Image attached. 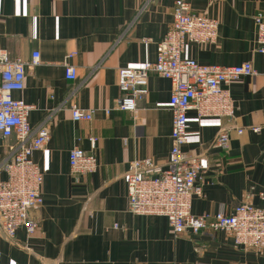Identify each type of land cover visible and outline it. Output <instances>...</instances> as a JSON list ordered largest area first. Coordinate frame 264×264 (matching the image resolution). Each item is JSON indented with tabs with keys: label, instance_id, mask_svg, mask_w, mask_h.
<instances>
[{
	"label": "crops",
	"instance_id": "crops-1",
	"mask_svg": "<svg viewBox=\"0 0 264 264\" xmlns=\"http://www.w3.org/2000/svg\"><path fill=\"white\" fill-rule=\"evenodd\" d=\"M191 11L216 19L213 45L188 44L184 56L223 66L250 61L257 73L230 85L232 121L197 118L187 112L186 156L204 166L202 195L194 215L231 212L238 203L264 206V55L256 51L254 17L264 0H188ZM174 0H0V49L28 62L24 89L16 99L33 104L29 123L46 120L50 141L32 153L44 175L43 203L30 212L38 229L7 239L0 230V264H264V248L236 246L225 231L176 235L166 218L126 209L125 175L133 160L151 158L165 167L171 147V81L150 73L136 111L115 108L117 72L156 59V43L172 21ZM69 53H74L68 58ZM65 63L76 68L65 79ZM93 111L90 121H73L70 106ZM259 127V131H252ZM222 128L230 147L215 138ZM237 129H242L241 134ZM95 139L98 170L73 176L69 151H90ZM12 140L0 143V161ZM0 173V179H4Z\"/></svg>",
	"mask_w": 264,
	"mask_h": 264
},
{
	"label": "built area",
	"instance_id": "built-area-1",
	"mask_svg": "<svg viewBox=\"0 0 264 264\" xmlns=\"http://www.w3.org/2000/svg\"><path fill=\"white\" fill-rule=\"evenodd\" d=\"M172 21L163 38L156 43V59L137 68H122L117 72V86L123 96L115 100V108L136 111V101L147 92L150 73L171 81L169 110L171 112V147L165 167L151 158L130 162L125 175L126 209L133 215L166 218L174 234L225 231L231 234L236 246L264 248V206L249 202L236 204L231 212L194 215L192 199L202 195L204 166L199 155L186 156L182 150L187 142V112L194 110L197 118L217 117L232 121L234 101L230 93L232 82L241 77L254 76L257 71L250 61L238 65L223 66L201 64L184 56L188 44L213 45L218 35L216 19L191 11L188 0H174ZM256 51L264 55V14L254 17ZM74 53L67 56L71 58ZM40 63L39 52L32 53L28 62L10 58L0 49V143L12 140L10 155L0 161V230L7 239L15 238L17 229L25 230L31 237L38 223L30 212L43 203L44 175L32 160L33 152L42 150L50 141L46 120L33 127L29 123L33 104L13 97L24 89L26 68ZM64 76L75 80L76 68L65 63ZM73 121H90L93 111L70 106ZM259 127L251 130L258 132ZM242 129H237L241 134ZM91 149L84 151L72 147L69 151V167L75 177L95 173L99 161L95 153L96 143L90 138ZM214 143L221 149L230 146L227 128L218 132ZM260 195L264 198V192Z\"/></svg>",
	"mask_w": 264,
	"mask_h": 264
}]
</instances>
